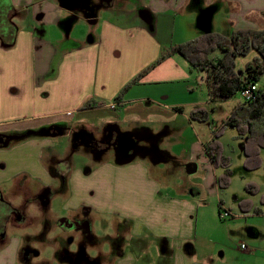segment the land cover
Listing matches in <instances>:
<instances>
[{"label":"crops","instance_id":"0c3cea01","mask_svg":"<svg viewBox=\"0 0 264 264\" xmlns=\"http://www.w3.org/2000/svg\"><path fill=\"white\" fill-rule=\"evenodd\" d=\"M0 6L6 28L0 36V264L29 263L33 253L22 248L16 230L34 226L32 206H48L65 179L68 196L60 207L65 214L49 218L54 228L59 220L72 223L70 243L87 254L86 264L95 258L99 264H140L151 252L153 264H231L215 262L206 240L208 210L218 216L220 207L227 210L216 183L224 170L215 169L206 156L204 146L212 135L205 123L189 118L200 103L181 99L201 76L172 55L115 98L172 45L203 35L193 29L196 18L203 28L224 12L225 31L208 33L225 36L264 29V0H0ZM185 22L184 35L195 37L178 30ZM88 100L92 108L81 110ZM56 120H71L79 128L76 138L85 146L74 151L77 161L89 167L84 176L79 163L68 157L73 128L41 130ZM36 130L45 136H30ZM109 134L151 145L155 156L139 154L120 164L111 150L96 154L91 140ZM16 135L27 137L8 146ZM55 136L66 141L65 154L48 139ZM29 144L35 146L33 153ZM159 161L168 166V175L194 169L202 177L182 185L171 177L157 180L151 172L160 169ZM171 163L177 164L175 171ZM239 211L240 220L250 214ZM77 212L105 216L118 242L100 238L99 217L76 227L72 214ZM212 218L217 221L216 215ZM244 224L247 235H255L254 225ZM222 232L231 234L228 226ZM237 234L238 262L254 259L257 244L241 249L245 237ZM215 246L224 248L221 241ZM53 248L59 251L56 242Z\"/></svg>","mask_w":264,"mask_h":264},{"label":"rangeland","instance_id":"374dc122","mask_svg":"<svg viewBox=\"0 0 264 264\" xmlns=\"http://www.w3.org/2000/svg\"><path fill=\"white\" fill-rule=\"evenodd\" d=\"M216 16L213 18L212 21H210L206 26L203 28L198 26L197 18L192 23L194 24V28L197 33L204 32L203 35L209 34L208 31L214 30V31H225L226 24H225V14L224 12H219L215 14ZM187 22V21H186ZM184 23L182 27L178 26V30H182L181 32L184 37L188 36L191 38L195 37L196 34H187L184 35V31L188 30L187 23ZM188 22H191L190 20ZM187 29V30H186ZM193 31V32H196ZM217 33V32H214ZM197 38V37H196ZM193 38L192 40H194ZM191 41V40H186ZM185 43V42H183ZM216 55H219V51H215L211 54L212 57H215ZM252 57V54L247 55L246 57H237L235 60V64L237 68H243L244 64L249 61ZM182 60V59H180ZM184 64H186V67H189L188 64L185 61ZM151 65V64H150ZM193 71V70H192ZM194 76L199 74L196 71H193ZM202 80H198L197 83L192 80L193 84V90H190L189 94H183L181 96V99L184 103H200V106L197 108H201L204 110H207L210 114V119L207 123L204 125L206 127V131L209 133V135H212V132L218 128V126L222 123V121L229 116L231 111L234 109V107L241 102V96L240 94H236L233 99L225 102H217V103H209L207 92L205 87H203ZM200 85V86H199ZM202 103H207V105L203 106ZM73 121V120H72ZM74 122H71V120H56L54 122L48 123L44 128L41 130L44 132L49 131L52 127H58V128H73V135L72 138V146L69 148V158H72L74 161H77L79 159L78 156L75 155V149H79L80 145L79 140L76 138L77 133H79V128L73 126ZM211 129V131L208 130ZM7 132L11 133V130H7ZM13 134V133H11ZM25 135V133L23 134ZM23 135H16L13 138H10L8 141V146H13L16 143L22 142L25 137ZM30 134H28L29 136ZM41 135V137H44L45 135L43 132L41 133L40 130L33 131L30 136L36 137ZM51 142L57 145V150L60 151L63 154H65V150L67 148L66 141L61 137H49L48 138ZM218 142L222 146L223 155L230 158L231 166H230V172H231V179L229 187L226 190H222L221 195L223 196L224 201V207L227 209L231 214L235 215V219H226V220H220L217 211L216 214L211 213L208 210V219L206 221V227H207V237L206 240L207 248L211 250V253L214 254V260L215 262L220 263H240V264H264V218H258L257 216L253 215L252 212H250L249 216L248 214L245 216V219L239 218V215L241 216V212L239 211V203L242 202L244 199H248L251 202L258 203L260 202L261 195L264 194V149L260 151V162L263 164L259 169L253 170V171H246L244 169V156L241 148V144L243 143V140L238 136V133L234 128L227 127L223 130L221 137L218 138ZM142 143V142H140ZM32 149V153L34 149L32 147H35L33 145H28ZM69 147V146H68ZM81 148V147H80ZM73 150V151H72ZM50 152V151H49ZM48 153V152H47ZM83 159V158H81ZM73 161H71L72 163ZM97 162V160L95 161ZM79 162L77 161L76 164ZM84 162L81 160L78 167L82 168V174L84 176L85 171L89 170V167L83 164ZM93 164V160H92ZM166 164L163 161L158 162V168L160 169H152V176L156 178L157 180H165L168 177H171L175 184H184L185 181L191 180L194 182H199L201 179V171L192 170L190 174L184 173V171L179 170L175 171V167H177V164L171 163L169 166L173 167L174 171L172 174H167V168L168 166H165ZM50 167V166H49ZM94 167V166H93ZM92 168V165H91ZM172 175H174L172 177ZM91 180L94 181V178H91ZM252 181V182H251ZM255 182V185L257 186L259 192L256 195H251L245 191V187L247 184H251ZM55 196L51 199V203L47 206L45 209H39L36 206H32L31 211L35 213L36 219H34V226L32 225L30 227H26L23 230L18 229L16 232L18 233V236L22 237V248L26 247L30 250V252L33 253V256L30 258V261L28 264H86L85 257L87 254L81 252L80 247L76 244V242L69 243V231H63L59 228H54L53 224L54 222L49 218V214H54L58 217H63L65 212L60 211V207L63 205L64 201H66L68 196V188H67V180L59 182V186L56 187L54 190ZM215 206V205H214ZM218 205L216 204L215 208ZM262 211V215H264V207H260ZM230 209V210H229ZM214 212V211H213ZM217 218V221L214 220L215 217ZM211 216V217H210ZM72 217L74 218L75 223L78 226H84L87 223H91L92 218L95 220L96 217L100 218V225L97 229L99 230L100 234H102L105 241L113 242L117 241L114 239L113 235V229L110 228L109 220L105 216L101 215H90V216H84L82 212L73 213ZM244 218V217H241ZM107 221V222H106ZM241 221L240 223H238ZM247 222L248 225H254L256 228L255 235L249 236L247 235L248 231H245L243 228L246 227L244 222ZM235 223V224H234ZM102 224H104L102 226ZM105 226V227H104ZM229 227L230 233L225 235L222 231H225L226 227ZM217 229V231H215ZM241 232V236L245 237L243 243L244 246L248 245V243L251 244V242H255L257 245V252L256 257L254 259H249L246 262H238L239 258H241L236 252V243L238 242V239L240 235H238V232ZM236 232V233H235ZM237 239V241H236ZM129 241V239L127 240ZM218 241H221L224 245V248H219L218 246H215V243ZM58 244L59 251L55 250L53 248L54 243ZM101 241H98V243ZM118 242V241H117ZM101 244V243H100ZM207 248L205 247L204 250L207 252ZM203 250V248H200ZM239 250V249H238ZM224 253L223 256L220 255V253ZM186 257H190V254H187V252H183ZM204 253L200 252V255H203ZM83 255V256H82ZM92 256V254L90 253ZM118 255V251L114 252L111 256V260L114 259ZM151 255L153 258V252L150 253L148 256H144V260L142 259V263L140 264H153L151 262ZM85 256V257H84ZM54 257V258H53ZM93 257V256H92ZM45 260H51V262H47ZM96 258L93 260V264H99L95 261ZM141 261V260H140ZM46 262V263H45ZM19 264H21V259L18 261Z\"/></svg>","mask_w":264,"mask_h":264},{"label":"trees","instance_id":"16d2710c","mask_svg":"<svg viewBox=\"0 0 264 264\" xmlns=\"http://www.w3.org/2000/svg\"><path fill=\"white\" fill-rule=\"evenodd\" d=\"M3 25L4 23L0 21V36L6 32ZM216 50L219 51V55L212 57L211 54ZM250 54L252 57L245 63L244 67L237 68L236 58L246 57ZM172 55L181 56L188 64L190 71L199 73L205 84L210 103L229 101L241 91L250 89L252 86L256 87L251 92L249 100L243 99L234 107L229 116L213 131L212 138L204 146L206 156L213 167L224 170L223 174L217 177L216 183L218 189L225 190L230 184L231 161L229 157L223 155L222 146L218 142V138L221 137L225 128H234L243 140L241 150L246 171L257 170L263 165L259 157L260 151L264 149V29L239 30L228 36L220 33H209L182 44L172 45L155 62L135 77L115 98V101L129 87L136 85L148 71ZM92 106L91 101L88 100L80 109L87 110L91 109ZM209 116V112L201 108H195L189 113L190 120L199 123H206ZM245 191L251 195H256L259 192L253 183L247 184ZM238 207L243 212L261 215L260 207H264V194L260 197L258 207H253L249 200L240 202ZM221 210L220 207L219 214Z\"/></svg>","mask_w":264,"mask_h":264},{"label":"flooded vegetation","instance_id":"af4514ba","mask_svg":"<svg viewBox=\"0 0 264 264\" xmlns=\"http://www.w3.org/2000/svg\"><path fill=\"white\" fill-rule=\"evenodd\" d=\"M52 132V131H51ZM50 132V133H51ZM126 135H116V134H109V135H104L98 140L92 139V145L94 146V152L96 154H102L104 152H107L108 150H111V153L113 157L118 161L119 159H129L133 158L134 156H138L139 154L141 155H146L148 154L151 158L154 157L153 153V148L150 145H146L145 143H135V140L132 138H127L125 137ZM84 138V137H83ZM130 140V141H129ZM3 139L0 138V145L2 144ZM41 197L46 198L48 193L45 190H42L41 192ZM41 208L45 209L47 208L46 205H41ZM71 223V222H70ZM72 224V223H71ZM71 224H69V221L63 219L59 220L57 222L56 228H59L63 231H69V234H71ZM76 227L77 224L75 223ZM79 227V226H78ZM82 227V226H80ZM69 238H72L71 235H69ZM68 238V242L70 243V239Z\"/></svg>","mask_w":264,"mask_h":264},{"label":"built area","instance_id":"2783aa9c","mask_svg":"<svg viewBox=\"0 0 264 264\" xmlns=\"http://www.w3.org/2000/svg\"><path fill=\"white\" fill-rule=\"evenodd\" d=\"M255 86H252L250 89H246L244 91L240 92V96L241 99H246L249 100V98L251 97V92L255 90ZM232 217V214L228 211V210H221L220 214H219V218L220 220H226V219H230ZM241 249H245L244 245H240Z\"/></svg>","mask_w":264,"mask_h":264},{"label":"water","instance_id":"95a60500","mask_svg":"<svg viewBox=\"0 0 264 264\" xmlns=\"http://www.w3.org/2000/svg\"><path fill=\"white\" fill-rule=\"evenodd\" d=\"M125 137H127V138H131L130 136H125ZM131 160H132V157L129 158V159H123V160L119 159L118 162H119L120 164H126V163H129Z\"/></svg>","mask_w":264,"mask_h":264}]
</instances>
